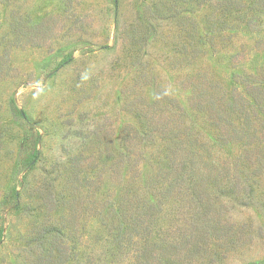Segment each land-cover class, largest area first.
Returning a JSON list of instances; mask_svg holds the SVG:
<instances>
[{
	"label": "rangeland",
	"instance_id": "374dc122",
	"mask_svg": "<svg viewBox=\"0 0 264 264\" xmlns=\"http://www.w3.org/2000/svg\"><path fill=\"white\" fill-rule=\"evenodd\" d=\"M0 264H264V0H0Z\"/></svg>",
	"mask_w": 264,
	"mask_h": 264
}]
</instances>
